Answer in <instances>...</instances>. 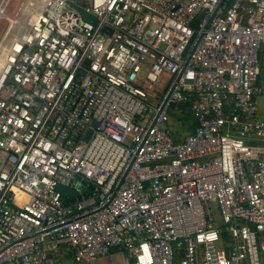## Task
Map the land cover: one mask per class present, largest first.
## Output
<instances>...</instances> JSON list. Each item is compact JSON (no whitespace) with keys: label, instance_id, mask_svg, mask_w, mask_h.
<instances>
[{"label":"built area","instance_id":"1","mask_svg":"<svg viewBox=\"0 0 264 264\" xmlns=\"http://www.w3.org/2000/svg\"><path fill=\"white\" fill-rule=\"evenodd\" d=\"M22 16L0 40V264H264V0Z\"/></svg>","mask_w":264,"mask_h":264},{"label":"rangeland","instance_id":"2","mask_svg":"<svg viewBox=\"0 0 264 264\" xmlns=\"http://www.w3.org/2000/svg\"><path fill=\"white\" fill-rule=\"evenodd\" d=\"M83 1V0H81ZM24 0H9L8 5L5 8L6 16H8L11 19H15L16 25L14 26L15 29L20 28L24 29L26 27L25 19H27L29 16L26 17H20V19H17V15L19 14V9L22 6V3ZM9 26V23L6 21L5 17L0 19V40L5 34V31L7 27ZM15 32V31H14ZM169 76L166 74H163L160 77L159 82L154 85V90L158 93H161L166 85L168 84ZM187 119H189V113H187ZM258 116L263 118L264 117V99L259 98L258 100ZM183 124L180 123L178 126L175 127L178 131H180V135L185 134L188 130L184 127H182ZM94 264H128L127 257L125 254L121 252L114 251L110 257L108 258H97L94 261Z\"/></svg>","mask_w":264,"mask_h":264},{"label":"water","instance_id":"3","mask_svg":"<svg viewBox=\"0 0 264 264\" xmlns=\"http://www.w3.org/2000/svg\"><path fill=\"white\" fill-rule=\"evenodd\" d=\"M5 0H1L0 2V7H2L3 3H4ZM76 10L80 13L83 21L85 22H88V23H91V24H94L95 21H96V18L88 13H86L82 8L78 7V6H75ZM90 134V132L88 133V135ZM57 191L61 192L62 193V198H65L66 196H76L77 193L68 188V187H65V186H62V185H58L56 187ZM86 190L83 189L82 192H85Z\"/></svg>","mask_w":264,"mask_h":264},{"label":"trees","instance_id":"4","mask_svg":"<svg viewBox=\"0 0 264 264\" xmlns=\"http://www.w3.org/2000/svg\"><path fill=\"white\" fill-rule=\"evenodd\" d=\"M187 113H189V112H187ZM187 113H186V116L185 117H181V114L179 112H176V113L171 112V118H172V121H173V126H176V125L178 126L180 124V122L183 124L184 127L188 126L189 121L191 120V116L189 114V119H187V116H188ZM174 129H176V128L174 127ZM175 135L179 139V137H180V131H177Z\"/></svg>","mask_w":264,"mask_h":264},{"label":"bare ground","instance_id":"5","mask_svg":"<svg viewBox=\"0 0 264 264\" xmlns=\"http://www.w3.org/2000/svg\"><path fill=\"white\" fill-rule=\"evenodd\" d=\"M27 1H28V2H32V0H27ZM7 2H8V1L5 0L4 3H3V5H2V7H0V19L5 17L4 9H5V7H6ZM5 19H7V18L5 17ZM7 21H8L9 24H16L15 19H11V18H9V19H7ZM11 26H12V25H11Z\"/></svg>","mask_w":264,"mask_h":264},{"label":"crops","instance_id":"6","mask_svg":"<svg viewBox=\"0 0 264 264\" xmlns=\"http://www.w3.org/2000/svg\"><path fill=\"white\" fill-rule=\"evenodd\" d=\"M7 1L9 2V0H7ZM0 2H1V0H0ZM8 2H7V4H6V6L8 5ZM5 8H6V7H5ZM4 13H5V9H4ZM5 17H6L7 19H9V17L6 16V14H5ZM7 19H6V21H7ZM7 22H8V21H7ZM192 124H193V122L190 120L188 126H186V129H188V131H187L186 133H188V132L191 130V128H192ZM186 133H185V134H186ZM185 134L180 135L179 139H183V137H184Z\"/></svg>","mask_w":264,"mask_h":264}]
</instances>
